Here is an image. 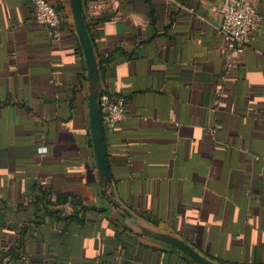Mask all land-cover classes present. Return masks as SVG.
I'll return each instance as SVG.
<instances>
[{"label":"crops","instance_id":"1","mask_svg":"<svg viewBox=\"0 0 264 264\" xmlns=\"http://www.w3.org/2000/svg\"><path fill=\"white\" fill-rule=\"evenodd\" d=\"M46 1L59 39L30 0H0V264H195L108 208L71 7ZM79 1L127 109L103 132L119 199L216 264H264V0L230 74L220 0Z\"/></svg>","mask_w":264,"mask_h":264},{"label":"water","instance_id":"2","mask_svg":"<svg viewBox=\"0 0 264 264\" xmlns=\"http://www.w3.org/2000/svg\"><path fill=\"white\" fill-rule=\"evenodd\" d=\"M76 35L82 51L89 79L88 106L90 134L94 156L97 164L102 193L109 209L113 210L122 220L126 229L138 235L149 236L161 240L184 253L195 264H216L201 255L193 246L166 229L153 225L130 210L119 199L111 181V174L104 146V134L101 126L99 98L103 90L100 66L97 61L79 0H68Z\"/></svg>","mask_w":264,"mask_h":264},{"label":"built area","instance_id":"3","mask_svg":"<svg viewBox=\"0 0 264 264\" xmlns=\"http://www.w3.org/2000/svg\"><path fill=\"white\" fill-rule=\"evenodd\" d=\"M30 2L35 22L45 26L51 37L59 39L61 22L54 6L46 0ZM218 12L221 20L216 29L224 43V72L230 74L235 65V55L249 47L251 33L259 25L260 17L251 0H220ZM99 109L102 130L108 134L114 132L127 112L123 96L107 92L100 95ZM262 175L264 177V172Z\"/></svg>","mask_w":264,"mask_h":264},{"label":"trees","instance_id":"4","mask_svg":"<svg viewBox=\"0 0 264 264\" xmlns=\"http://www.w3.org/2000/svg\"><path fill=\"white\" fill-rule=\"evenodd\" d=\"M11 252L13 253V255H18L17 251L15 252V250H14V249H13V250H11ZM8 253H10V252H8Z\"/></svg>","mask_w":264,"mask_h":264}]
</instances>
